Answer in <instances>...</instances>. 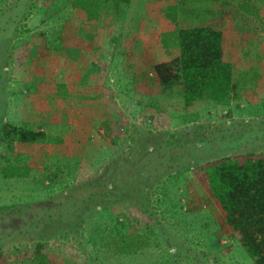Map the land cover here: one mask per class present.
<instances>
[{
	"label": "rangeland",
	"instance_id": "obj_1",
	"mask_svg": "<svg viewBox=\"0 0 264 264\" xmlns=\"http://www.w3.org/2000/svg\"><path fill=\"white\" fill-rule=\"evenodd\" d=\"M71 1L0 0V124L47 136L4 142L0 127V167L28 166L0 170L7 263L33 264L40 241L46 264H254L192 171L264 151V0H128L83 51ZM179 25L221 31L223 104L183 107L152 76Z\"/></svg>",
	"mask_w": 264,
	"mask_h": 264
},
{
	"label": "trees",
	"instance_id": "obj_2",
	"mask_svg": "<svg viewBox=\"0 0 264 264\" xmlns=\"http://www.w3.org/2000/svg\"><path fill=\"white\" fill-rule=\"evenodd\" d=\"M127 1H71V10L84 27L78 35L83 43L81 51L87 50L96 35L109 34L106 29L112 18L122 13L121 3ZM100 18L104 20L102 24ZM175 40L176 53L153 63L152 76L163 86H177L183 107L201 99H207L211 105L226 102L235 85L230 63L222 56L221 31L209 25H179L175 28ZM62 60L64 64L68 62L65 57ZM0 127L4 142L37 141L46 136L43 130L16 123L2 122ZM27 169L25 164L8 162L0 167L5 176L25 175ZM192 173L253 263L264 264V151L234 152L207 159L197 164ZM32 245L30 260L33 264H46L43 244L34 241ZM6 257L0 251V264H8Z\"/></svg>",
	"mask_w": 264,
	"mask_h": 264
},
{
	"label": "crops",
	"instance_id": "obj_3",
	"mask_svg": "<svg viewBox=\"0 0 264 264\" xmlns=\"http://www.w3.org/2000/svg\"><path fill=\"white\" fill-rule=\"evenodd\" d=\"M202 222H201V225L202 224H204V226H206V227H208V223L207 222H210V221H213V220H206V219H202L201 220ZM216 221V220H215ZM218 221V220H217ZM221 221V220H220ZM223 221H221V224H224V223H222ZM218 223V222H217ZM219 224H220V222H219ZM219 224H217V225H219ZM223 226H225V225H223ZM225 228H226V226H225ZM213 232H215V230H213ZM230 233V232H229ZM213 234H215V233H213Z\"/></svg>",
	"mask_w": 264,
	"mask_h": 264
}]
</instances>
